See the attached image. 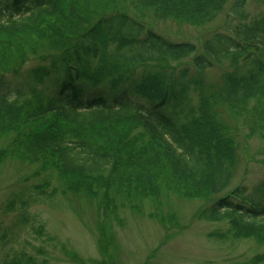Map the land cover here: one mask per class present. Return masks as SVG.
<instances>
[{"label":"trees","instance_id":"16d2710c","mask_svg":"<svg viewBox=\"0 0 264 264\" xmlns=\"http://www.w3.org/2000/svg\"><path fill=\"white\" fill-rule=\"evenodd\" d=\"M106 1L103 13L87 16L90 0H0V165L14 158L37 166L43 179L32 200L99 197L108 210L119 198L179 192L206 203L200 219L226 221L233 237L264 245V179L231 187L239 150L219 112L227 106L252 134L264 132V20L216 32L201 49L163 37L121 0ZM136 1L193 24L214 21L229 3ZM33 59L26 89L4 92V75ZM223 63L229 73L205 79Z\"/></svg>","mask_w":264,"mask_h":264},{"label":"rangeland","instance_id":"374dc122","mask_svg":"<svg viewBox=\"0 0 264 264\" xmlns=\"http://www.w3.org/2000/svg\"><path fill=\"white\" fill-rule=\"evenodd\" d=\"M107 6L106 0H90L84 14L103 13ZM119 6L168 40L191 41L201 49L216 32L232 34L241 24L264 20V0H229L207 24L160 18L153 9H139L136 0H121ZM36 64L33 59L18 73H6L10 86L4 92L26 89V72ZM231 70L228 63L217 64L205 72V79L219 81ZM219 112L239 150L231 187L251 188L264 179V132L252 134L251 122L233 116L227 106H219ZM5 145L6 139H0V149ZM36 169L14 158L0 165V264H264L255 261L264 254V245L233 237L226 221L198 217L206 205L201 199L163 192L126 204L119 198L108 210L99 197L57 194L32 200L43 179L35 176ZM20 198L32 201L20 206ZM13 200L15 208L5 210Z\"/></svg>","mask_w":264,"mask_h":264}]
</instances>
